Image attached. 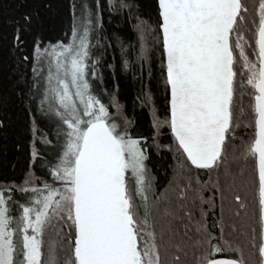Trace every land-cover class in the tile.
<instances>
[{
  "label": "snow or ice",
  "instance_id": "6c2138e0",
  "mask_svg": "<svg viewBox=\"0 0 264 264\" xmlns=\"http://www.w3.org/2000/svg\"><path fill=\"white\" fill-rule=\"evenodd\" d=\"M101 14L98 2L73 3L65 37L47 44L30 15L16 22L12 52L31 65L21 95L54 126L56 151L50 179L29 172L19 185L0 184V264H264V0H155L154 27L137 18L138 59L157 54L166 97L151 143L96 86ZM153 149L172 153L159 194ZM30 155L41 158L35 143ZM215 193L221 212L210 225ZM228 196L238 207L226 218Z\"/></svg>",
  "mask_w": 264,
  "mask_h": 264
},
{
  "label": "trees",
  "instance_id": "16d2710c",
  "mask_svg": "<svg viewBox=\"0 0 264 264\" xmlns=\"http://www.w3.org/2000/svg\"><path fill=\"white\" fill-rule=\"evenodd\" d=\"M83 2L85 0H0V121H3V126L0 127V184L19 185L29 172H33L41 180L50 179L46 160L53 158L56 151L54 126L35 110V106H32L30 112L25 103L26 97L21 95L22 92L27 93L26 80L31 79V65L27 68L18 65L12 52V35L17 26L16 22L19 21L22 25V17L25 14L30 15L32 33L42 37L45 44L56 43L64 38L68 31L73 3L79 6ZM97 2L102 8V29L99 36L103 38L98 55H103L98 66L101 78L96 80V86L104 93L103 102L106 105H110L113 96L117 98L122 115L131 121L130 126L136 133L148 137L151 143L155 113L158 112L159 119H164L166 97L157 54H153L150 64H142L138 59L140 39L136 26L139 21H143L149 29L154 27L155 0H127L133 5L132 11L127 8L121 10L120 0H114L116 7L111 11L107 0H87L93 8L97 6ZM145 40L148 47H151L154 36L149 34ZM124 60L129 61L127 69L123 67ZM109 110L113 113L116 111L111 107ZM33 123L36 129L35 137ZM243 133L244 130L241 129V135ZM45 139L51 140L52 143L45 144ZM159 142L165 145L170 143L167 130L162 133ZM33 143L41 157L35 161L30 155ZM150 157L148 167L157 178L159 194L167 187L171 178L172 153L163 149L157 152L153 149ZM200 176L204 181L209 178L206 172H201ZM240 194L243 197V191ZM21 195L17 193L14 198L20 199ZM203 195L209 198L213 197L214 193L209 188L205 189ZM229 207L233 212L238 207L230 196L223 205L226 218L229 215ZM214 209V213L208 218L210 225L221 212L219 193H215ZM236 223L238 233L235 239L243 245V237L239 235L240 222Z\"/></svg>",
  "mask_w": 264,
  "mask_h": 264
},
{
  "label": "water",
  "instance_id": "95a60500",
  "mask_svg": "<svg viewBox=\"0 0 264 264\" xmlns=\"http://www.w3.org/2000/svg\"><path fill=\"white\" fill-rule=\"evenodd\" d=\"M218 258H221V257H218Z\"/></svg>",
  "mask_w": 264,
  "mask_h": 264
},
{
  "label": "rangeland",
  "instance_id": "374dc122",
  "mask_svg": "<svg viewBox=\"0 0 264 264\" xmlns=\"http://www.w3.org/2000/svg\"><path fill=\"white\" fill-rule=\"evenodd\" d=\"M33 173V172H32Z\"/></svg>",
  "mask_w": 264,
  "mask_h": 264
}]
</instances>
